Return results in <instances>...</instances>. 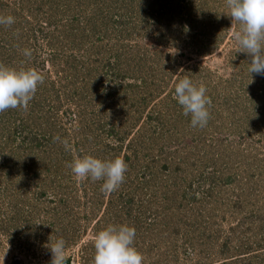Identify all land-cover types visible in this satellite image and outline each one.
Here are the masks:
<instances>
[{
    "label": "rangeland",
    "instance_id": "374dc122",
    "mask_svg": "<svg viewBox=\"0 0 264 264\" xmlns=\"http://www.w3.org/2000/svg\"><path fill=\"white\" fill-rule=\"evenodd\" d=\"M228 13L227 0H0L15 17L0 63L45 77L27 110L0 113V264H51L57 238L65 264H93L108 224L135 227L143 264H264V76ZM185 77L213 99L204 128L174 99ZM114 125L129 131L122 148ZM84 155L123 158L124 182L106 195L76 179L68 164ZM212 170L210 192L179 205Z\"/></svg>",
    "mask_w": 264,
    "mask_h": 264
},
{
    "label": "clouds",
    "instance_id": "9594fccd",
    "mask_svg": "<svg viewBox=\"0 0 264 264\" xmlns=\"http://www.w3.org/2000/svg\"><path fill=\"white\" fill-rule=\"evenodd\" d=\"M227 5V15L232 23L241 26L235 34L238 52L251 57V74L264 76V0H227ZM14 23V16L0 15V25L11 26ZM32 55V49H23L24 57L30 60ZM44 79L43 74L33 67L17 69L0 63V113L8 109L27 110ZM174 99L182 107L183 114L190 117L193 128L207 126L211 99L204 85H197L190 77H185L175 84ZM54 141L61 143L65 151H72L68 139L56 136ZM68 167L78 180L103 181L101 191L106 195L119 188L128 170V164L121 157L101 159L93 155L74 156ZM135 238L134 226L108 224L94 235L93 264H143L144 257L134 245ZM47 247L52 255L51 264H65L67 244L63 238L49 239Z\"/></svg>",
    "mask_w": 264,
    "mask_h": 264
},
{
    "label": "trees",
    "instance_id": "16d2710c",
    "mask_svg": "<svg viewBox=\"0 0 264 264\" xmlns=\"http://www.w3.org/2000/svg\"><path fill=\"white\" fill-rule=\"evenodd\" d=\"M119 21V23L122 21V18L120 16H117L116 17ZM111 74L115 77V73L111 72ZM118 75V74H117ZM116 81V80H115ZM116 83H119L117 84L116 87L112 88L113 91L112 93H117V92H123L124 89H126L127 85H123L124 83L123 82H116ZM210 98V97H209ZM213 99H211V103L213 102L212 101ZM128 130H125V131H121L119 128L117 129V126H113L112 129H110L108 131L109 135H115L116 136V142L115 144L111 147V149H118V148H122L123 147V139L127 136ZM122 136V137H121ZM124 137V138H123ZM131 147V145L129 146ZM110 152V150L108 151ZM163 169H166L167 167H162ZM144 169H145V173H144V176L145 178L148 180L149 178H152V165H145L144 166ZM212 172H215L214 170H212L211 172H207V174H203V172L201 173V175H203V177L201 178L200 182L197 184V186H194V181L191 180L190 182H188L186 184L187 187H189V191H183L182 192V199L180 200L181 204L179 205H182V206H185L183 205V203H192V201H196V202H199L201 199H197V195L200 194V193H209L210 192V189L209 187L208 188H205L203 186V182L206 184L207 182L210 183V184H215L216 181V178H214L213 176H215V173H212ZM169 175V174H168ZM167 178V177H166ZM231 179L230 178H227V181H229ZM145 180V182L147 181ZM213 182V183H212ZM215 182V183H214ZM215 186V185H214ZM205 196H209L208 194H206ZM192 199V201H191ZM183 202V203H182ZM129 203V202H128ZM195 203V202H194ZM140 213H143L142 211ZM140 213H138V215H136L137 217L140 215ZM149 213V212H148ZM147 218L146 219H149V221H153V216H151V214H147L146 216Z\"/></svg>",
    "mask_w": 264,
    "mask_h": 264
}]
</instances>
